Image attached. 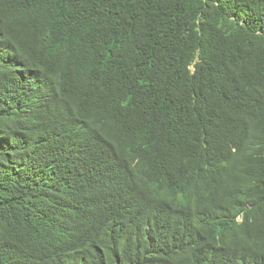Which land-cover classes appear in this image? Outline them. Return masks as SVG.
Wrapping results in <instances>:
<instances>
[{
	"label": "trees",
	"instance_id": "trees-1",
	"mask_svg": "<svg viewBox=\"0 0 264 264\" xmlns=\"http://www.w3.org/2000/svg\"><path fill=\"white\" fill-rule=\"evenodd\" d=\"M0 264H264V0H0Z\"/></svg>",
	"mask_w": 264,
	"mask_h": 264
}]
</instances>
